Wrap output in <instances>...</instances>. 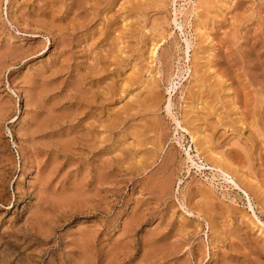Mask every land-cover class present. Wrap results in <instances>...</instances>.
Instances as JSON below:
<instances>
[{
    "label": "rangeland",
    "instance_id": "374dc122",
    "mask_svg": "<svg viewBox=\"0 0 264 264\" xmlns=\"http://www.w3.org/2000/svg\"><path fill=\"white\" fill-rule=\"evenodd\" d=\"M0 264H264V0H0Z\"/></svg>",
    "mask_w": 264,
    "mask_h": 264
},
{
    "label": "bare ground",
    "instance_id": "6f19581e",
    "mask_svg": "<svg viewBox=\"0 0 264 264\" xmlns=\"http://www.w3.org/2000/svg\"><path fill=\"white\" fill-rule=\"evenodd\" d=\"M199 3H200V2H199ZM100 4H101V3H100ZM153 4H154V3H153ZM209 4H210V3H209ZM209 4H208V5H209ZM111 5H112V4H111ZM154 5H155V4H154ZM203 5H204V4H203ZM197 6H198V5H197ZM212 6H213V5H212ZM225 6H226V5H225ZM97 7H98V6H97ZM97 7H96V8H97ZM150 7H151V6H150ZM201 7H202V6H201ZM94 8H95V7H94ZM197 8H198V7H197ZM204 8H205V7H204ZM204 8H203V9H204ZM207 9H208V8H207ZM210 9H211V8H210ZM142 10H143V9H142ZM93 11H94V9H93ZM208 11H209V10H208ZM90 12H91V11H90ZM206 12H207V11H206ZM93 13H95V12H93ZM196 15H198V14H196ZM198 21H199V20H198V18H197V20H196V22H197V23H196V32L200 33L201 30L203 29V26H202V24H200V22H198ZM204 31H205V30H204ZM161 32H162V31H161ZM207 32H208V31H207ZM208 33H209V32H208ZM197 35H198V34H197ZM200 35H201V36H204L203 33H200ZM201 36H200V37H201ZM158 37H159V35H158ZM200 37H199V38H200ZM209 38H210V37H209ZM159 41H160V40H159ZM153 42H156V41L154 40ZM157 44H158V43H157ZM157 44L155 43V45H153V43H152L153 46L151 47V51H150L151 56L156 55L155 52H157V51H156V48L158 47ZM187 45H188V44H187ZM204 52H205V51H204ZM197 54H198V53H197ZM197 54H196V55H197ZM154 57H155V56H154ZM153 60H154V58H153ZM199 61H201V60H199ZM150 62H151V61H150ZM152 63H153V62H152ZM152 63H151V64H152ZM208 64H209V63H208ZM213 68H214V67H213ZM92 69H93V68H92ZM210 69H211V67H210ZM150 74H151V73H150ZM153 77H154V76H153ZM148 81H149V80H148ZM151 81H153V79L151 80V78H150V82H151ZM148 83H149V82H148ZM159 83H160V82H159ZM149 84H150V83H149ZM151 84L153 85V84H154V81L151 82ZM144 85H145V83H144ZM152 85H151V86H152ZM155 86H156V85H155ZM154 89H155V88H154ZM199 89H200V88H199ZM199 89H198V90H199ZM145 91H147V90H145ZM145 91H144V93H145ZM150 91L154 92L153 90H150ZM156 91H157V90H156ZM196 91H197V90H196ZM200 91H201V90H200ZM200 91H199V93H200ZM102 92H103V91H102ZM191 92H192V90H191ZM142 93H143V92H142ZM150 93H151V92H150ZM194 93H195V92H194ZM197 93H198V92H197ZM234 93H235V92H234ZM153 94H155V93H153ZM153 94L151 95L152 97H153ZM191 94H192V93H191ZM201 94H204V92L201 93ZM205 94H206V93H205ZM148 95H149V94H148ZM233 95H234V94H233ZM151 96H150V97H151ZM157 96H158V95H157ZM193 96H194V95H193ZM197 96H198V95H197ZM197 96H196V97H197ZM155 97H156V96L154 95V98H155ZM188 97H189V96H188ZM201 97H202V96H201ZM149 99H150V98H149ZM151 99H152V98H151ZM197 99H198V98H197ZM198 100H199V99H198ZM202 101H203V99H202ZM233 101H234V100H233ZM253 103H254V102H253ZM197 104H198V103H197ZM145 106H146V105H145ZM198 108H199V107H198ZM200 109H201V108H200ZM146 110H147V109H146ZM149 111H150V110H149ZM243 111H244V110H243ZM201 112H202V111H201ZM197 113H198V112H197ZM197 113H196V114H197ZM242 113H244V112H242ZM248 120H249V119H248ZM253 120H254V117H253ZM88 121H89V120H88ZM90 121H91V119H90ZM92 121H93V120H92ZM93 122H94V121H93ZM253 130L255 131L256 129H253ZM185 132H186V131H185ZM203 133H204V132H203ZM204 134H206V133H204ZM203 137H204V136H203ZM205 137H206V136H205ZM206 138H207V137H206ZM206 138H205V139H206ZM94 140H95V139H94ZM191 140H192V142H194V137H193V136H191ZM207 141H208V139H207ZM198 143H199V142H198ZM200 145H201V143H200ZM205 146H206V145H205ZM209 147H210V146H209ZM208 149H209V148H208ZM210 150H211V149H210ZM211 152H212V151H211ZM213 152H214V150H213ZM197 153H198V152H197ZM215 153H216V152H215ZM210 157H211V156H210ZM222 159H223V158H222ZM245 163H246V162H245ZM247 163H248V162H247ZM228 164H229V163H228ZM212 167H215V166L212 165ZM245 167H246V166H245ZM245 169H246V168H245ZM221 173H222V172H221ZM260 232H261V231H260Z\"/></svg>",
    "mask_w": 264,
    "mask_h": 264
}]
</instances>
